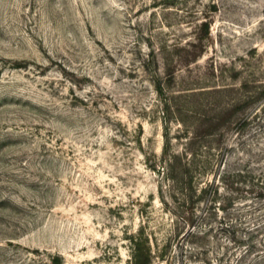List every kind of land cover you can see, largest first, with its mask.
<instances>
[{
  "label": "rangeland",
  "instance_id": "374dc122",
  "mask_svg": "<svg viewBox=\"0 0 264 264\" xmlns=\"http://www.w3.org/2000/svg\"><path fill=\"white\" fill-rule=\"evenodd\" d=\"M264 0H0V264H264Z\"/></svg>",
  "mask_w": 264,
  "mask_h": 264
},
{
  "label": "trees",
  "instance_id": "16d2710c",
  "mask_svg": "<svg viewBox=\"0 0 264 264\" xmlns=\"http://www.w3.org/2000/svg\"><path fill=\"white\" fill-rule=\"evenodd\" d=\"M262 254H264V251H263V253Z\"/></svg>",
  "mask_w": 264,
  "mask_h": 264
}]
</instances>
